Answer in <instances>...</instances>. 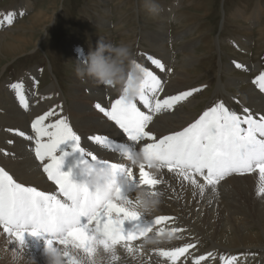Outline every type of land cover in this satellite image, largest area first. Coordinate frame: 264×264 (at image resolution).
<instances>
[{"label":"bare ground","instance_id":"1","mask_svg":"<svg viewBox=\"0 0 264 264\" xmlns=\"http://www.w3.org/2000/svg\"><path fill=\"white\" fill-rule=\"evenodd\" d=\"M104 2L106 0H102V3ZM24 3L14 10L16 15L12 13L9 16L3 17L1 14L4 11L1 12L0 10V63L13 57H18V55L32 48L42 30L53 18L56 0L38 7V10H34L35 12L30 14L18 27H10L15 16L19 17L21 14L31 10L30 5L33 7L31 1H25ZM178 3L181 4V0H177L170 6L159 3L162 10L159 15H155V17H159L157 21L158 28L147 32L145 34L146 37L144 36L153 52H138L134 56L143 68L152 71L160 79L162 91H158L157 93V98L159 99L191 89L188 82L191 79L188 78L189 72L187 67L193 62V54L195 52L192 46L194 43L183 44V55L181 62L176 64L177 69L172 68L171 50L166 45L167 21L171 16L170 14L178 7ZM238 7L240 6H237L236 10L234 9L233 16L247 21L249 25L246 28L249 30L259 22L262 14H264V7L261 4H256L250 13H248L245 5L243 9H239ZM102 9L103 11L107 10L105 7H102ZM9 17H11V22H9ZM175 20L177 21L178 19L175 18ZM95 23L101 26L102 24H106V19H100ZM108 25H110V22ZM31 29L32 32L38 31V36L35 40L31 35L26 34ZM14 30H19V33L15 34ZM98 35L101 34L99 33ZM96 36L90 48L94 49L100 38L106 42H111L112 40L107 30L102 32V36L98 38ZM247 36L249 37L250 34ZM221 44L223 45V43ZM89 49L83 48L78 42L70 47L73 56L77 60L84 59ZM149 55L161 61L165 66L163 71L152 63L150 66L144 64L141 58H147ZM233 57L236 60V56L234 55ZM239 61V64L248 70L259 68L257 66H250L245 61ZM237 63V61L232 60L228 65H224V69L227 72H231L234 67L236 68ZM38 72L36 68L30 69L15 82L7 81V83H4L0 87V110L3 111L0 113V168L7 171L15 182L21 183L26 187H36L40 191L49 193L56 191L55 183L49 180L47 174L43 171V165L48 161H40L35 155L36 134L31 127L36 117L46 112H52L53 114L45 121L46 124L54 123L58 119H66L72 130L80 137V146H82L85 152L94 153L98 159L114 163H117L121 159L126 166L133 168L134 174L138 175L139 164L134 165L128 162L126 157L123 154H119L118 151L99 145L89 139L90 137L100 135L113 141V144L122 140L127 144L132 143L124 139L122 133L119 131V127L96 108V104L99 103L107 110H110L111 103L122 95L121 92L115 87L99 84L94 79L86 78L81 80L75 75L72 78V84L69 82L71 84V92H69L68 98H66L63 94L56 92L55 84H50L41 90L36 89L35 83ZM238 77L228 76L225 83L222 82L223 84H220L219 87L225 89V87L239 84L244 80L248 81V78ZM17 83L21 84L20 91H22L25 97L24 103L20 102L17 90L12 87V85ZM191 96L175 105L172 109H162L160 112L149 113L148 109L144 108L142 102L139 101V97L133 103H136L141 111L152 115V120L149 122L148 129L146 130L150 129L152 134L160 138L182 130L199 118L195 116L194 111L188 109L193 103ZM60 98H62V101ZM245 98L249 110L261 109L264 111V92L260 91L259 86L254 82L252 85H248ZM243 105L246 106L245 103ZM226 107L231 111L230 105ZM19 132H23L25 135L21 136ZM151 142V140H144L137 145L142 147L145 143ZM65 152L68 155L64 156L62 171L69 172L74 166H83L80 163L83 157L80 152L72 151V142L60 145L57 155ZM86 159L91 160V157H86ZM90 164H96L97 167L100 166L99 163L90 162ZM146 170L160 181L158 185L151 189L153 195L158 194L159 204L157 208L149 213L139 212V220L146 222L148 226L158 216H166L169 219L159 224H154L146 237L128 242L132 251H129L128 247L122 245H116L114 252L106 251L103 247H99L95 255L90 257L81 250L75 249L80 259L71 257L76 261V264H197V262L198 264H208L213 263L215 257L213 251H218L217 247L227 249L239 248L241 245L243 247L244 244H241V242L246 243L244 240L246 238L253 243L252 245H256L258 241L257 237L262 236L261 239L264 238V179L261 178L258 170L241 175H229L220 180L214 187L208 185L204 178L198 175L186 180L176 172H169L167 168L159 167L157 169L152 167V169L146 168ZM192 180H195L196 183H193ZM130 182L133 188L125 197L132 201L136 207V193L144 188V186H137V181ZM199 185H203V189ZM206 235L211 238L212 245L204 249L200 247V244L202 245V237ZM150 237L157 238L156 243H146ZM189 244L194 245V247L189 248L188 252L182 256H178L176 259L161 254L163 251H174L176 248H182ZM46 246V243L42 242L38 237L26 233L24 244L22 245L25 256L24 264H30L31 260H35L36 264H50V258L44 251ZM55 246L66 260L65 251L70 255V251L74 249H64L62 245ZM17 248L18 245L10 243L9 237L0 228V253L4 254V259H0V264H8L7 253ZM201 256L204 257L203 260L199 259ZM249 258L250 256L238 255L233 260L222 261V264H242Z\"/></svg>","mask_w":264,"mask_h":264},{"label":"snow or ice","instance_id":"2","mask_svg":"<svg viewBox=\"0 0 264 264\" xmlns=\"http://www.w3.org/2000/svg\"><path fill=\"white\" fill-rule=\"evenodd\" d=\"M147 59L164 70L165 66L159 59L150 55ZM236 67L243 66L237 63ZM143 71L145 80L139 101L149 113L172 109L199 91L190 89L159 99L157 93L162 91L160 79L147 68H143ZM253 82L264 92V73ZM12 87L17 90L20 102L24 103L21 84L17 83ZM96 108L122 130L128 141L134 144L144 140L152 141L142 147L147 163L139 164L137 175L132 167L100 160L80 146V137L66 119L46 124L45 121L52 112L36 117L31 125L36 134L35 155L40 161H48L43 165V171L55 183L57 191L49 193L36 187H26L15 182L7 171L0 168V228L7 234L10 243L17 244L22 249L27 233L31 236L47 235L49 238L45 243L50 249L55 245H62L64 249H79L90 257L95 255L99 247L114 252L116 245H122L132 251L128 242L146 237L154 224L169 219L158 216L147 227L136 224L131 230H125V222L140 219V213L133 202L122 194L121 185L114 187L110 197H102L88 185L87 180L74 182L70 172L62 171L64 156L68 153L57 155L60 145L67 142H72V151L80 152L83 157L80 163L86 176L90 162L99 163L113 176L122 174L127 182L137 181V186L149 189L160 183L146 170L152 169L153 160L159 163L160 168L176 172L186 180L198 174L213 187L231 173L244 174L258 170L264 179V115L257 118L245 108L243 111L246 115L241 116L230 111L223 102H218L182 130L157 138L150 129L146 130L152 115L141 111L136 103L126 101L122 95L111 103L110 110L99 103ZM19 135L25 134L19 132ZM89 139L105 147H111L114 143L100 135ZM116 150L123 155H129L131 151L126 144L116 146ZM86 157H91V160ZM192 182L196 183L195 180ZM199 186L203 189V185ZM191 247L194 245L163 251L161 254L176 259ZM65 256L68 264H76L67 251ZM199 259L203 260L204 257Z\"/></svg>","mask_w":264,"mask_h":264},{"label":"rangeland","instance_id":"3","mask_svg":"<svg viewBox=\"0 0 264 264\" xmlns=\"http://www.w3.org/2000/svg\"><path fill=\"white\" fill-rule=\"evenodd\" d=\"M25 1H31L33 7L30 5L31 10L21 14L19 17H15L10 27H18L30 14L37 11L38 7L54 0H0V10L1 12L4 11L1 15L3 17L9 16L14 13L15 9L25 4ZM176 1L157 0L158 3H164V5L168 6ZM263 1L181 0V4L178 3V7L170 14L171 16L167 21L166 45L171 50L173 69H177L176 64L181 62L182 47L187 43H194L192 46L195 52L193 54V62L188 66L189 68L187 67L188 78L191 79H188V82L191 89H199L201 93L200 91L193 93V96H191L193 103L188 109L194 111L196 117H199L206 109L218 102H223L225 106L230 105L231 111L236 112L238 115H246L243 110L245 108L248 109L245 98L247 87L252 85L253 80L261 73H264V14H262L259 22L249 30L246 28L249 25L248 22L234 17L233 13L237 6H240L238 7L239 9H243L244 5L248 9V13H250L256 4H261L264 7ZM102 7L107 8V10L103 11ZM102 17L106 19V24L98 26L95 22L103 19ZM158 18L145 9L143 0H106L104 3H102V0H56L53 18L42 30L40 36H38V31L32 32V29L26 33L31 35L34 40L38 36L39 40L37 39L35 45L25 53L18 55V57L16 56L10 60L2 61V64L0 63V87L7 81L15 82L30 69L36 68L39 71L41 68L36 78V89L41 90L50 84H55L56 92L68 98L67 96L71 92L72 78L76 75L75 68L78 63L72 54V50H70L71 46L78 42L83 48L89 49L94 37L96 35V38L102 36V32L107 30L110 38L112 37V43L119 44L124 42L129 44L134 56L138 52L143 51L152 53L150 44L145 40V34L158 28ZM175 18L178 20L176 21ZM109 22L110 25H108ZM18 31L14 30V33L17 34L19 33ZM99 33L101 35H98ZM246 34H250V36L248 37ZM199 55L200 57H198ZM234 55L236 60L233 57ZM239 57L242 58L240 59ZM141 60L144 61L145 65L150 66L151 61L147 58H141ZM232 60L238 63L240 62L239 60H242V62L245 61L250 66L259 68L248 70L244 67L240 69L234 67L233 71L227 72L224 69V65H228ZM230 75L235 78L238 76L240 78H248V81L244 80L245 82L242 81L239 84H235L236 86L233 84L225 87V89L219 87L220 84L225 83ZM60 99L62 101V98ZM244 103L246 106L243 105ZM2 112L0 110V113ZM250 112L257 118L259 115H264V111L261 109H253ZM261 238L262 236L257 237L258 244L256 243V245H252L253 243L246 238L244 239L246 243L241 242V244H244L243 247L242 245L234 249L217 247L218 251H213L215 255L213 263L208 264H222L224 261L233 260L238 255L250 256L242 264H264V238ZM201 241V248L207 249L212 245L211 238L207 235L202 237ZM220 249L222 250L220 251Z\"/></svg>","mask_w":264,"mask_h":264},{"label":"clouds","instance_id":"4","mask_svg":"<svg viewBox=\"0 0 264 264\" xmlns=\"http://www.w3.org/2000/svg\"><path fill=\"white\" fill-rule=\"evenodd\" d=\"M145 9L153 16L159 15L161 6L157 0H143ZM75 72L78 78L84 80L91 78L99 84L117 88L128 102L135 101L141 94L145 75L143 66L139 64L133 54L129 44L121 42L119 44L106 42L100 38L95 48H90L87 56L82 60H77ZM134 162L147 163L144 155L141 154ZM153 168H159V163L151 161ZM88 185L97 190L102 197H110L113 189L119 185L112 173L104 168H98L96 164L87 166ZM136 210L138 212L149 213L158 207V194L153 195V191L147 187L136 193ZM157 238L150 237L146 241L148 244L156 243ZM74 248L70 251V256L80 259ZM45 253L50 258V264H68V259L61 255L55 247L46 246ZM8 264H24L25 256L23 250L18 246L7 253ZM0 259H4V254L0 253ZM30 264H36L31 260Z\"/></svg>","mask_w":264,"mask_h":264}]
</instances>
